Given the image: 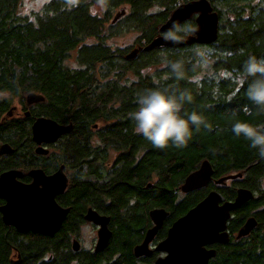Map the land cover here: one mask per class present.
<instances>
[{"label":"trees","instance_id":"obj_1","mask_svg":"<svg viewBox=\"0 0 264 264\" xmlns=\"http://www.w3.org/2000/svg\"><path fill=\"white\" fill-rule=\"evenodd\" d=\"M22 1L0 0L2 138L19 146L2 164L3 168L38 165L29 142L21 147L30 129L7 116L16 97L27 104L30 94L41 95L32 114L73 122L65 155L77 172L62 195L72 205V213L64 231L68 258L61 264H69L72 258L67 231L78 226L74 219L89 206L111 215L114 236L104 251L83 256L81 264H137L134 246L153 226L152 209L169 212L157 233L163 238L175 220L215 188L214 184L188 193L181 190L188 175L204 161L213 166L216 178L243 174L223 190L228 199L235 197L236 185L260 193L233 221L235 230L253 215L257 220L253 232L219 245L209 264H264V188L260 185L264 157L232 127L237 122L264 126V111L246 94L254 78L243 74L249 56L264 57V0H211L220 17L216 41L177 48L147 46L170 32H162L161 26L189 0H106L103 5L98 0H49L38 13L22 12ZM120 6L128 9L113 21ZM123 22L139 32L133 50L109 42ZM195 27L193 15L171 31L186 37ZM134 50L137 53L132 55ZM73 52L77 66L69 63ZM176 61L184 63L183 79L171 70ZM157 87L189 92L192 101L183 114L195 111L204 121L191 127L192 136L184 147L155 148L134 130L131 116L138 109V96ZM17 137L20 145L14 140ZM95 140L99 143L93 144ZM111 149L122 153L123 166L115 171L107 161ZM47 245L41 235L21 234L0 217V264H12L11 257L18 251L21 264H48ZM116 254L120 257L115 260ZM151 262L143 257V263Z\"/></svg>","mask_w":264,"mask_h":264},{"label":"water","instance_id":"obj_2","mask_svg":"<svg viewBox=\"0 0 264 264\" xmlns=\"http://www.w3.org/2000/svg\"><path fill=\"white\" fill-rule=\"evenodd\" d=\"M125 12L126 9L119 11L113 21L121 18ZM193 15H196V27L192 34L186 37L179 36V42H173L166 39L165 35H159L147 48L158 46L177 48L193 43L210 44L216 41L220 17L213 9L211 0H189L180 4L161 26V31L169 32ZM136 53L137 50H134L132 55ZM41 99H43L41 95L30 94L27 104ZM71 127L72 125H62L51 117L40 116L33 123V137L39 143L56 141L63 133L70 131ZM12 150L8 143L0 144V156ZM37 151L44 153L47 149L39 146ZM212 173V165L209 161H204L199 170L188 175L182 189L189 191L207 184ZM22 174L20 170L11 169L0 176V197L7 201L0 206L5 223L14 225L20 232L55 234L69 213V208L62 207L56 201V196L63 193L68 185L64 165L50 176L45 175L41 169L31 170L30 174L34 180L29 184L16 180V176ZM236 176H224L217 182ZM253 198L254 192L247 188L238 189L234 200H226L217 190L210 191L205 198L174 221L168 229L166 238L156 247L157 250L167 254L157 258L154 264H208L210 258L215 256L216 249H208L206 245L217 242L227 243L229 241L227 225L231 211ZM150 216L154 225L147 230L144 241L136 246L137 256L150 254L149 242L162 227L168 211L165 208H154L150 211ZM86 218L100 224V238L96 250H104L112 235L108 227L109 217L90 208ZM256 224L257 220L254 217L249 218L240 229L238 237L248 234ZM73 247L79 249V244L75 242ZM20 263V258L12 260V264Z\"/></svg>","mask_w":264,"mask_h":264},{"label":"flooded vegetation","instance_id":"obj_3","mask_svg":"<svg viewBox=\"0 0 264 264\" xmlns=\"http://www.w3.org/2000/svg\"><path fill=\"white\" fill-rule=\"evenodd\" d=\"M35 104H36V102H33V103L29 104V105L26 104V109L22 108V110H24L23 113H22V110L19 109V107H17V106L12 107L10 112L7 114V116L11 117L13 120H15L19 124H23V125L25 124L27 126V128L30 129V134L27 136V138H24V139L22 138L23 139L22 141H24L23 142L24 144L21 147L22 148L25 147L26 142H29V147L31 149V152H30L31 157L33 159H35V160L36 159L38 160V165H34V166H30V167H9V168H3V164L2 163L4 162V159L6 157H8L11 153L13 154L16 150H18L19 146L17 144L13 145L9 141H6V140H4L2 138L3 137V130H2L1 125L4 123V118H2V116H1L0 117V144L8 143L12 147L13 150L10 151V152L3 153L0 156V176L5 171L11 170V169H17V170L22 171L23 174L19 175V176H16V180L20 181V182H23V183L29 184V183H31L34 180V177L30 174L31 170L41 169L45 173V175L50 176L51 174L55 173L59 169V167L61 165H64V172L68 176V185H67V188H68V186H69V184L71 182L72 175L77 172V169H74V168L71 167V165H73V164L65 155V151H66V148H67L66 143H67L68 138L71 136L70 134L74 130V124H73V122H69V121H66V120H58V119H55V118H53L51 116L32 114V111L35 108ZM40 116L51 117V118L55 119L58 123H60L62 125H65V126L72 125L71 130L68 131V132L63 133L56 141H42L41 143H39L33 137V129H32V127H33L34 121ZM14 140L19 142V138L18 137L16 139H14ZM18 144L20 145V142ZM39 146H43L44 148L47 149V151L44 152V153L43 152H38L37 148ZM113 153H114V157L112 158L110 163H108V165L111 167L112 171H115L118 167L123 166V162H122L123 160L121 158H119L121 156V154H122L120 151L115 150ZM202 164H203V162L193 172L199 170L201 168ZM1 165H2V168H1ZM55 165H58V166L55 167ZM212 168H213V166H212ZM230 175H237L238 178H242L243 177L242 173L229 174V175H225V176H230ZM219 179L220 178H216L214 176V169H213V173L211 175V179L207 182V184H205V185H203L201 187L189 190V191H184L182 189V186H181V190L184 193H188V192L196 190V189L198 190L199 188L207 189V188H209L211 186H214V184H215V188L210 189L209 192L212 191V190H217L226 198V200H234L236 198V196H237L238 189H240V188L250 189V188L245 187V186L236 185L234 187L236 189L235 197L232 198V199H228L225 196V194H223V190L225 188H227L228 186H231L232 182L235 181L234 179H236V177L227 178L223 182H217ZM260 185H261L262 188H264L263 179L260 182ZM67 188L65 189V191L67 190ZM250 190H252V189H250ZM65 191L63 193L58 194L56 196V201L62 207L69 208V213L67 214L65 220L63 221L62 226L53 235H45V234H41V233H34L32 231L20 232L14 225H10V224H6L5 223V221L3 219V214L0 211L1 220L3 221V223L5 225L9 226L10 228L15 229L17 232H19L21 234H31V233H33V234L41 235L42 237H44V239H46L48 241V245H47V249H46V253H45V257H44V260L46 262H48V264H61L64 260H66L68 258L67 257L68 249L66 248V237L64 236V231L66 230L67 220L70 218V215L72 213V205L66 204L64 199L62 198V195L65 193ZM252 191L254 192V197L256 195L260 194L256 190H252ZM208 193L204 196V198L208 195ZM248 201L246 203H244L241 207L231 211V216H230V218L228 220V225H227V231L229 232V241L227 243L217 242V243H214V244H209V245H206V248H208V249H216V254H217V250H218V246L219 245L220 246L221 245H227L232 238H234V237L239 238L238 234H239V231L242 228V226L246 223V221L249 218L254 217V216L250 215L248 217V219H245L242 222V224H238V227L236 226L235 230H234V226H233V221L235 220L234 218L237 217L236 215L240 214L241 211H243V209L247 206ZM6 202L7 201H6L5 198L0 197V206L6 204ZM90 208L98 211L100 214H102L104 216H108L109 217L108 227L112 231V235H111V237H110V239L108 241L107 246L109 245V242H111L112 239H113L114 232H113V228L111 226V224L113 222V219H112L111 215L102 213L98 209H96V208H94L92 206H89L86 209L85 212H81V215L77 216V218L74 219V220H78L79 221L78 226L74 230L67 231V234L70 236L71 243H72L71 244V246H72V249H71L72 258L70 259L69 264H81V259L83 258V256H87L88 254L89 255L94 254L95 256H97L98 255L97 253L102 252V251L105 250V249L101 250V251H97L96 250V246H97L99 238H100V233L99 232H100L101 226H100V224H98V223L86 218V214H87V212H88V210ZM151 220H152V218H151ZM84 222L89 223L96 230V240H95L94 244L92 245L91 249L84 248L82 243L80 242V239L77 238V236L79 234L77 232V230L81 227L82 223H84ZM152 222H153V220H152ZM153 225H154V223H153ZM163 225H164V222H163ZM163 225H162V227H163ZM171 225L168 227V229L171 227ZM254 228L248 234L240 236V237H244V236H247V235L251 234V232H253ZM168 229L166 231V235L163 238H158V236L156 234L154 236V238L149 242V249L151 250L150 254H148V255L144 254V255H140V256H137L135 254L136 246L141 244L144 241L145 236H144V238L141 241H139L134 246V254H135V257L138 259V263L137 264H154L155 261L157 260V258H159L161 256H165L167 254L166 252L157 250L156 247L163 239L166 238L167 233H168ZM58 240H60V244L59 245L56 244V242ZM75 242H77L79 244V249H75L73 247V244ZM14 254H16L18 256V259L20 258L21 262H22L21 253L18 251V252L14 253ZM216 254H215V256H216ZM118 256L119 255H117V254L115 255V260L120 257V256L119 257ZM215 256H213V257H215ZM143 257H147L149 259H152V262L151 263H143ZM212 258H210V260ZM12 260L13 259L11 258V263H12ZM124 264H127V263H124Z\"/></svg>","mask_w":264,"mask_h":264},{"label":"clouds","instance_id":"obj_4","mask_svg":"<svg viewBox=\"0 0 264 264\" xmlns=\"http://www.w3.org/2000/svg\"><path fill=\"white\" fill-rule=\"evenodd\" d=\"M103 5L106 0H98ZM166 39L179 42V34L172 31ZM203 56V53H198ZM171 70L177 79L184 78L183 61L172 62ZM243 74L254 79L247 88V97L261 111H264V57L251 55L243 64ZM192 101L189 92H171L168 89H145L138 96V109L132 113L135 132L142 134L153 147L166 149L171 145L186 146L192 136V126L199 127L204 121L197 112L183 114L186 103ZM237 136L243 135L251 141V147L264 157V126H253L247 122H237L233 126Z\"/></svg>","mask_w":264,"mask_h":264},{"label":"rangeland","instance_id":"obj_5","mask_svg":"<svg viewBox=\"0 0 264 264\" xmlns=\"http://www.w3.org/2000/svg\"><path fill=\"white\" fill-rule=\"evenodd\" d=\"M48 1L49 0H23L22 1V12L38 13L43 9V6ZM154 6L155 7L153 9L157 8V5H154ZM122 9H128V6H120L114 11V13L119 12ZM138 33L139 32L134 27L130 26L126 22H123L122 24H120V27H118V29L115 30V34L109 38V42L115 47L117 46L124 47V48L129 47V50H133L139 44L137 41ZM74 57H75V52L71 54V57L69 58V63L77 66L79 64L76 62ZM1 96L2 94L0 93V97ZM25 105L26 104L25 103L23 104L19 97L18 98L16 97L13 101V107L17 106L21 110L22 108L25 107ZM23 112L24 110H22V113ZM93 139H99V138L97 136H94ZM92 143L98 144L99 142L98 140H95ZM114 151H115L114 149L110 151L111 152L110 158L107 161L112 160V158L114 157V153H113ZM263 184H264V178H263ZM77 232L79 233L77 238L80 239V242L82 243L83 247L86 249H91L92 245L94 244L96 240L95 228L89 223L84 222L82 223L81 227L77 230ZM11 258L13 260H18V256L16 254H14Z\"/></svg>","mask_w":264,"mask_h":264}]
</instances>
